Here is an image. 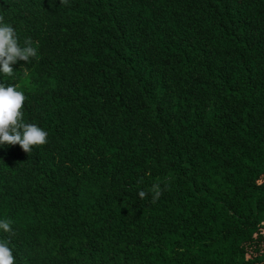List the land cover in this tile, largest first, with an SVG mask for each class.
I'll return each mask as SVG.
<instances>
[{
  "label": "trees",
  "instance_id": "trees-1",
  "mask_svg": "<svg viewBox=\"0 0 264 264\" xmlns=\"http://www.w3.org/2000/svg\"><path fill=\"white\" fill-rule=\"evenodd\" d=\"M0 14L37 50L0 83L48 133L29 154L0 146L15 264H264V0Z\"/></svg>",
  "mask_w": 264,
  "mask_h": 264
},
{
  "label": "clouds",
  "instance_id": "clouds-1",
  "mask_svg": "<svg viewBox=\"0 0 264 264\" xmlns=\"http://www.w3.org/2000/svg\"><path fill=\"white\" fill-rule=\"evenodd\" d=\"M60 3L66 5L68 0H60ZM31 45L32 41L26 39L24 46H21L16 30L5 23L4 15L0 14V73L11 77L14 74L12 65L18 61L28 63L34 58L37 50ZM26 99L24 93L15 86L0 83V146L19 145L23 152L29 154L34 147L48 142V133L36 124L24 122L23 108ZM151 191L155 202L162 195L160 185H153ZM146 195L143 190L139 192L141 199ZM0 230L12 233V222L0 220ZM0 264H15L8 242H0Z\"/></svg>",
  "mask_w": 264,
  "mask_h": 264
}]
</instances>
